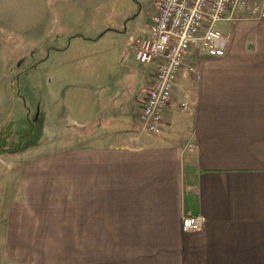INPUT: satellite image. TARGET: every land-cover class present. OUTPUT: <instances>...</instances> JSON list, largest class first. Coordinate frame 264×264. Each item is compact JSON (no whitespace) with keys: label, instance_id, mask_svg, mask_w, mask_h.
<instances>
[{"label":"crops","instance_id":"crops-1","mask_svg":"<svg viewBox=\"0 0 264 264\" xmlns=\"http://www.w3.org/2000/svg\"><path fill=\"white\" fill-rule=\"evenodd\" d=\"M124 1L113 23L81 12L72 28L63 14L49 95L85 98L69 120L52 112L65 122L49 153L16 171L7 251L25 264H264V20L233 25L225 55L197 64L199 80L181 71L154 136L139 114L155 66L131 47L161 0ZM245 39L256 56H242ZM73 48L112 55L67 58ZM185 215L203 227L183 232Z\"/></svg>","mask_w":264,"mask_h":264},{"label":"rangeland","instance_id":"rangeland-1","mask_svg":"<svg viewBox=\"0 0 264 264\" xmlns=\"http://www.w3.org/2000/svg\"><path fill=\"white\" fill-rule=\"evenodd\" d=\"M124 4V0H108L103 3L100 0H0V129L3 130L2 133H9L10 143H14L17 138L24 140V137L28 136L17 153L19 156L25 152L30 155L41 146L44 149L40 153L33 151L37 156L33 154L25 161L16 159V154L0 156V264L26 263L25 259L17 258L14 253L7 251L9 210L15 204L21 188L15 179L16 171L33 165V160L38 156H47L49 151L45 146L54 140L51 138V131L55 125L58 129V126L65 122V118L70 119L66 114L68 108L77 106L83 98L79 90H75L72 97L57 98L55 103L49 95L55 69L52 60H59V55L52 49L55 46L54 41L59 37V28L64 26L68 29L63 24V14L66 11L68 18L71 12L69 19L72 20V28L79 26L81 29V21H85L82 14L79 16L81 12L88 13L86 19L92 23L94 17L89 15L94 13L93 11L97 14L102 11L104 23H113L116 20L113 11L120 9ZM98 22H101V19H98ZM244 22L257 21H241L237 24ZM232 26H221L224 34L229 36V43ZM244 43L245 54L242 56H256L253 43L249 39H245ZM131 51L133 52V46ZM102 53L106 54V51L73 48L67 58L79 59L81 56L96 59L112 55L110 51V55ZM203 58L199 55L188 56L186 65H197ZM74 74L78 76L79 71ZM59 109L65 111V114H62L65 118L60 116V120L55 121L51 114L53 111L58 113Z\"/></svg>","mask_w":264,"mask_h":264},{"label":"built area","instance_id":"built-area-1","mask_svg":"<svg viewBox=\"0 0 264 264\" xmlns=\"http://www.w3.org/2000/svg\"><path fill=\"white\" fill-rule=\"evenodd\" d=\"M264 20V0H161L145 36L133 41L135 61L154 65L155 74L139 114L142 130L154 136L162 133L163 116L181 71L199 80L197 65H186L191 55L223 57L229 36L221 26L241 21ZM202 216L185 215L183 232L200 230Z\"/></svg>","mask_w":264,"mask_h":264},{"label":"trees","instance_id":"trees-1","mask_svg":"<svg viewBox=\"0 0 264 264\" xmlns=\"http://www.w3.org/2000/svg\"><path fill=\"white\" fill-rule=\"evenodd\" d=\"M29 127H31V123L28 124ZM0 156L2 155H15L20 152L21 148L23 147V142L26 140V137H24V140L22 138H17V140L13 143H10L8 139L9 133H2L3 130L0 129ZM31 135V134H30Z\"/></svg>","mask_w":264,"mask_h":264}]
</instances>
